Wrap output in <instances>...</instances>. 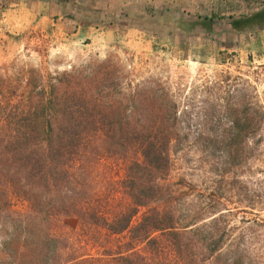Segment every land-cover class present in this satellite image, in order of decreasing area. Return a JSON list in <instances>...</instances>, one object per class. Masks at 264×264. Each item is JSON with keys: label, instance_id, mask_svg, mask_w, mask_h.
Wrapping results in <instances>:
<instances>
[{"label": "trees", "instance_id": "16d2710c", "mask_svg": "<svg viewBox=\"0 0 264 264\" xmlns=\"http://www.w3.org/2000/svg\"><path fill=\"white\" fill-rule=\"evenodd\" d=\"M215 18L256 31L264 0ZM215 18L193 25L209 32ZM20 68L8 79L0 66V264H252L226 215L252 204L239 177L264 150L255 75L220 70L187 108L151 75L128 81L111 55Z\"/></svg>", "mask_w": 264, "mask_h": 264}, {"label": "rangeland", "instance_id": "374dc122", "mask_svg": "<svg viewBox=\"0 0 264 264\" xmlns=\"http://www.w3.org/2000/svg\"><path fill=\"white\" fill-rule=\"evenodd\" d=\"M34 0H0V18L12 3ZM261 0H82V18L96 26L110 24L118 33L102 49L87 53L59 50L48 30L28 27L12 33L0 22V66L4 77L19 76L22 68L32 66L45 73L68 69L88 57L111 55L124 64L126 79L134 81L151 75L165 83L187 108L202 106L195 94L197 86L212 80L220 70L243 77H257L256 91L264 93V27L256 31L227 32L223 19L215 17L249 13L260 7ZM197 2V7L194 4ZM72 16V13H67ZM214 16V30L206 32L193 25L195 17ZM136 27L128 33L127 27ZM251 74V75H250ZM178 86V88H177ZM194 90L192 91V89ZM191 91V92H190ZM199 94V92H198ZM183 100V101H182ZM112 176L122 173L120 160H109ZM240 191L252 195L251 205L228 203L226 215L232 237L242 235L250 246L252 264H264V150L245 167L240 175ZM7 190V189H6ZM9 193L14 208L22 200ZM21 200V201H20ZM243 206V207H242Z\"/></svg>", "mask_w": 264, "mask_h": 264}, {"label": "crops", "instance_id": "0c3cea01", "mask_svg": "<svg viewBox=\"0 0 264 264\" xmlns=\"http://www.w3.org/2000/svg\"><path fill=\"white\" fill-rule=\"evenodd\" d=\"M82 7V0H34L28 5L16 2L5 9L0 22L12 33L28 27L49 30L56 48L61 51L87 53L104 48L118 33L108 23L94 26L86 21L80 16ZM133 30L136 27H127L128 33Z\"/></svg>", "mask_w": 264, "mask_h": 264}]
</instances>
